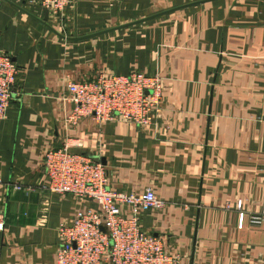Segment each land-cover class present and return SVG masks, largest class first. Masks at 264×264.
Instances as JSON below:
<instances>
[{
  "label": "crops",
  "instance_id": "crops-1",
  "mask_svg": "<svg viewBox=\"0 0 264 264\" xmlns=\"http://www.w3.org/2000/svg\"><path fill=\"white\" fill-rule=\"evenodd\" d=\"M200 1L77 0L45 23L41 7L0 0L18 68L0 120V264H55L58 225L98 209L47 189L44 154L63 146L99 161L111 191L151 189L164 206L140 226L182 264H264V219L248 222L264 196V0ZM133 71L162 78L149 125L65 127L67 83Z\"/></svg>",
  "mask_w": 264,
  "mask_h": 264
},
{
  "label": "built area",
  "instance_id": "built-area-1",
  "mask_svg": "<svg viewBox=\"0 0 264 264\" xmlns=\"http://www.w3.org/2000/svg\"><path fill=\"white\" fill-rule=\"evenodd\" d=\"M27 1L47 11L48 18L51 16L61 22L66 10L77 2ZM17 72L12 58L0 47V120L5 118L12 100ZM162 90L159 75H146L142 71L71 81L66 85L64 97L71 108L63 123L69 128L86 118L101 123L119 118L144 127L150 124L160 105ZM42 163L50 193L91 200L98 207L95 211L79 210L70 223L58 225L60 245L56 249L55 264H101L104 261L108 264H182L179 256L169 252L160 238L145 233L140 226V210L164 206L151 189H145L142 194L109 190L104 166L90 157L70 152L67 146L48 150ZM122 206L129 209L128 215H122ZM236 209L237 227L241 229L245 218L242 201H237ZM263 219L264 196L260 214L250 216L248 222L257 225Z\"/></svg>",
  "mask_w": 264,
  "mask_h": 264
},
{
  "label": "water",
  "instance_id": "water-1",
  "mask_svg": "<svg viewBox=\"0 0 264 264\" xmlns=\"http://www.w3.org/2000/svg\"><path fill=\"white\" fill-rule=\"evenodd\" d=\"M208 1H213V0H203V1H200L198 3H205V2H208ZM47 19H48V13H47V11H45V15H44L43 21L46 23Z\"/></svg>",
  "mask_w": 264,
  "mask_h": 264
},
{
  "label": "rangeland",
  "instance_id": "rangeland-1",
  "mask_svg": "<svg viewBox=\"0 0 264 264\" xmlns=\"http://www.w3.org/2000/svg\"><path fill=\"white\" fill-rule=\"evenodd\" d=\"M58 22V21H57Z\"/></svg>",
  "mask_w": 264,
  "mask_h": 264
}]
</instances>
